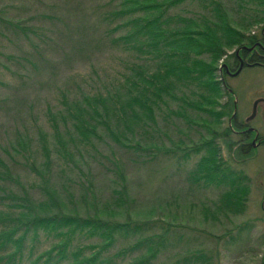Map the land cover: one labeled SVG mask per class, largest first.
<instances>
[{
    "label": "rangeland",
    "instance_id": "1",
    "mask_svg": "<svg viewBox=\"0 0 264 264\" xmlns=\"http://www.w3.org/2000/svg\"><path fill=\"white\" fill-rule=\"evenodd\" d=\"M117 1L0 0L3 17L19 20L31 30L27 38L18 29L0 22V171L6 167L25 186L40 184V177L25 165L22 151L14 146L19 137L27 138L25 151L30 152L25 154L31 158L29 162L42 167L63 194L66 190L71 193V206L83 207L86 205L83 198L87 197L86 206L91 208L93 202L103 208L113 205V190L118 188L113 163L117 160L126 173L129 196L134 200L131 208H127L132 218L150 216L158 223L156 233L165 228L164 248L161 247L152 264H263L264 143L243 153L231 151L225 140L218 139L221 158L233 170L242 172L249 185L244 211L227 215L219 214L215 206L219 205L223 189L195 184L189 178L199 155L182 160L164 153L170 139L179 138L188 144L208 133L201 124H188L184 118L166 112V107L177 109L178 101L167 99L162 111L156 112L154 130L149 122L147 133L138 130L141 143L163 148L159 152L127 150L110 136H103L101 140H94L96 151L79 147L80 152H77L70 145L74 153L71 161L68 156L66 162L55 154L56 139L47 110L59 112L62 108L59 92L74 98L82 92L92 94L103 90L105 86L116 84L127 72L126 61L134 60L131 53L110 44L111 35L119 31H106L115 23L110 24L106 18L102 20L104 12L115 7ZM221 1L235 22L240 21L241 16L250 20L255 14L264 15V4H257L255 0ZM169 13L192 16L207 14L210 10L199 1L185 0ZM262 25L264 21L253 23L244 31L259 35ZM233 51H225L218 61L219 66L233 64ZM8 55L15 58H7ZM215 74L220 75V72ZM223 79L232 91L235 106L232 113L235 109L241 121L254 113L249 125L264 134V108L259 105L253 111L254 102L264 100V65L244 66L237 75H224ZM225 98L219 101L223 103ZM222 125H230V119L223 118ZM58 128L64 133L66 126L58 120ZM41 131L47 134L53 149L48 168L42 166L45 157L40 143ZM231 138L239 141L240 136L233 134ZM80 173H89L90 182ZM0 185L19 189L9 180L0 181ZM30 193L35 198L41 196L37 187H32ZM202 207L209 213L204 214ZM246 223L248 227L244 228ZM231 236H236L234 242H228ZM41 240V248L47 247V242ZM134 240L133 236L120 238L111 252ZM139 253H129L124 262Z\"/></svg>",
    "mask_w": 264,
    "mask_h": 264
},
{
    "label": "trees",
    "instance_id": "2",
    "mask_svg": "<svg viewBox=\"0 0 264 264\" xmlns=\"http://www.w3.org/2000/svg\"><path fill=\"white\" fill-rule=\"evenodd\" d=\"M183 1L118 0L115 7L104 12L102 20L106 18L110 24L115 23L106 31H119L111 35L110 44L131 53L134 60L126 61L127 72L116 84L105 86L103 90L92 94L82 92L74 98L59 92L62 108L59 112L47 110L54 128L55 154L66 162L68 156L71 161L74 153L70 145L77 152L83 147L96 151L94 140H101L103 136H110L127 150L159 152L163 148L141 143L138 130L147 133L148 122L154 130L156 112L162 111L167 99L178 101L177 109L166 107V112L184 118L188 124H201L208 133L188 144L179 138L170 139L164 153L182 160L199 155L190 180L223 189L219 205L215 204L217 212L237 214L244 211L249 185L248 178L233 170L220 156L219 138L234 152L241 150V143L231 138L236 128L233 123L222 125L223 118L231 119L234 103L232 91L223 79L227 75L225 68L219 66L218 61L227 49H234L231 55L235 56L239 47L260 40L264 25L259 35L245 31L253 23L264 21V15L255 14L250 20L241 16L240 21L235 22L221 0H192L209 9L207 14L169 13ZM255 1L264 4V0ZM1 14L0 10L1 24L18 29L29 38L30 28ZM7 58L15 57L8 55ZM217 71L220 75L215 74ZM221 97H226L223 103L219 101ZM58 120L66 126L64 133L58 128ZM39 135L45 157L42 166L48 168L53 149L47 134L41 131ZM26 142L27 138L19 137L14 146L22 151L25 165L41 182L25 186L6 167L0 171V181L9 180L19 186L13 190L0 185V264H152L164 248L165 228L156 233L157 221L150 216L132 218L127 208H131L134 200L129 196L126 173L119 161H113L118 187L113 190V205L100 208L92 202L90 208L84 197V208L71 206V193L66 190L63 194L42 167L29 162ZM80 174L90 182L89 173ZM32 187L40 188L39 198L31 195ZM202 211L209 213L206 208ZM243 227H248L247 223ZM129 236L135 237L134 242L111 252L120 238ZM231 237L228 242L235 241L236 236ZM42 238L47 242L45 248H41ZM134 251L140 253L124 262ZM198 256L209 259L203 254Z\"/></svg>",
    "mask_w": 264,
    "mask_h": 264
},
{
    "label": "flooded vegetation",
    "instance_id": "3",
    "mask_svg": "<svg viewBox=\"0 0 264 264\" xmlns=\"http://www.w3.org/2000/svg\"><path fill=\"white\" fill-rule=\"evenodd\" d=\"M261 34L262 38L259 41H256L255 44L248 45L246 46V48H243L244 46H241L235 51L236 55L233 60V64L231 66L225 67L227 75L232 76L241 62L243 66L264 65V30L261 31ZM259 105L264 108L263 99H259L254 102V112ZM253 114L241 121L238 119L239 117L235 112L230 119V124L233 123L236 127L235 129H233V134L240 136L239 142L241 143V151L243 153H246L249 150L264 143V134H261L256 130V128L249 125V121L252 119Z\"/></svg>",
    "mask_w": 264,
    "mask_h": 264
},
{
    "label": "water",
    "instance_id": "4",
    "mask_svg": "<svg viewBox=\"0 0 264 264\" xmlns=\"http://www.w3.org/2000/svg\"><path fill=\"white\" fill-rule=\"evenodd\" d=\"M243 48H246V46H244ZM223 67H226V64H223ZM242 67H243V64L241 62L238 69L233 73V75L238 74L240 72V70L242 69ZM233 115H234V113H233Z\"/></svg>",
    "mask_w": 264,
    "mask_h": 264
}]
</instances>
